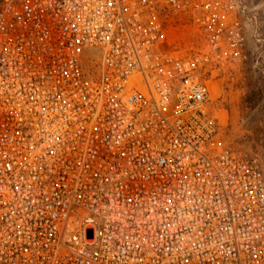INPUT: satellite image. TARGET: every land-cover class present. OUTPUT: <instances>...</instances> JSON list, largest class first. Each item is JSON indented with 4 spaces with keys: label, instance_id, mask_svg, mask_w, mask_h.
I'll return each instance as SVG.
<instances>
[{
    "label": "built area",
    "instance_id": "1",
    "mask_svg": "<svg viewBox=\"0 0 264 264\" xmlns=\"http://www.w3.org/2000/svg\"><path fill=\"white\" fill-rule=\"evenodd\" d=\"M246 15L1 0L0 264H264V176L221 142L208 84ZM180 23L197 47L168 44Z\"/></svg>",
    "mask_w": 264,
    "mask_h": 264
},
{
    "label": "rangeland",
    "instance_id": "2",
    "mask_svg": "<svg viewBox=\"0 0 264 264\" xmlns=\"http://www.w3.org/2000/svg\"><path fill=\"white\" fill-rule=\"evenodd\" d=\"M243 1L248 10L243 57L223 65L220 78L208 84L221 142L255 159L264 176V0ZM174 29L169 45L187 50L201 43L194 27L180 23Z\"/></svg>",
    "mask_w": 264,
    "mask_h": 264
}]
</instances>
